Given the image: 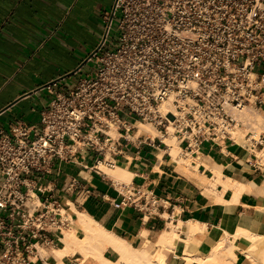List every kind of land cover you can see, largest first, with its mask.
<instances>
[{
    "label": "built area",
    "instance_id": "2783aa9c",
    "mask_svg": "<svg viewBox=\"0 0 264 264\" xmlns=\"http://www.w3.org/2000/svg\"><path fill=\"white\" fill-rule=\"evenodd\" d=\"M102 23L85 60L91 70L66 91L56 81L44 85L52 97L36 126L19 120L0 129V264H46L39 249L56 248L72 227L67 200L40 183L58 175L61 161L90 152L96 172L133 142L170 158L160 136L133 138L135 120L171 132L184 154L236 143V131L249 150L264 137V130L252 136L247 118L264 113V0H113ZM62 189L74 202L89 194L74 177ZM120 189L115 208L155 214L151 189Z\"/></svg>",
    "mask_w": 264,
    "mask_h": 264
},
{
    "label": "crops",
    "instance_id": "0c3cea01",
    "mask_svg": "<svg viewBox=\"0 0 264 264\" xmlns=\"http://www.w3.org/2000/svg\"><path fill=\"white\" fill-rule=\"evenodd\" d=\"M112 3L113 0H0V129H8L19 120L36 126L39 111L48 106L52 97L44 85L56 81L66 91L77 77L91 70L85 60L101 40L102 16ZM262 138L254 149L264 157ZM254 149L228 142L201 146L198 153L221 166L223 180L231 181L225 189L220 184L212 191L206 189L197 182L193 170L188 173L175 165L161 147L154 149L136 142L128 143L115 166L108 167L118 165L130 172L128 183L100 169L95 172L90 152L77 154L72 161H61L58 175H49L40 183L48 185L50 195L67 200V210L72 202L76 211L85 212L132 247L151 254L164 251L175 264L185 246L206 255L225 234L232 236L240 230L264 236V163ZM198 171L211 175V170L202 164ZM71 177L89 191L78 202L62 189ZM121 184L151 189L159 199L155 214L143 216L131 207L115 208L113 203L121 199ZM188 225H197L198 229L189 235ZM171 229V244H161L160 236ZM232 245L233 264L253 263L244 253L246 235L239 234ZM56 249H39L46 264L57 263ZM102 255L114 259L108 248ZM68 261L69 257L64 259L65 264ZM217 263L221 264H213ZM81 264L101 263L87 258Z\"/></svg>",
    "mask_w": 264,
    "mask_h": 264
},
{
    "label": "bare ground",
    "instance_id": "6f19581e",
    "mask_svg": "<svg viewBox=\"0 0 264 264\" xmlns=\"http://www.w3.org/2000/svg\"><path fill=\"white\" fill-rule=\"evenodd\" d=\"M161 108L165 110L168 120L172 121L173 114L169 110L170 108H167V104L161 105ZM247 118L250 119V123L253 128L252 136L254 137L259 134L258 132L260 130L258 131V128H262L263 130L264 123H262L261 117L259 118V116L256 115L252 117L248 114ZM135 125L138 127V131L135 133L133 138L141 133H145L151 138L160 136L162 141L167 143L166 144L164 142L167 146L166 151L170 156V161L175 163V165L177 164L180 166V164H186L188 167H191L194 172V176L197 175V177H199H195L198 180L196 181L206 189H211L210 191H212V189L219 184L222 185L223 189H225L230 185V180L228 178L223 180L224 175L221 166L213 164L208 158L202 156L198 152L193 151L181 156L182 150L179 148L177 140L171 132L161 135V133L158 132L154 126L139 120H135ZM233 134L234 137H236V143L244 144L246 142L242 131H236ZM256 155L257 158L261 159L264 163L262 153L257 151ZM200 164L211 170L210 176L203 175V170L202 172L198 171V166ZM113 165L115 166V164ZM98 167V169L104 171V173L112 178L119 179L124 183L129 182L130 172H127L118 165H116L114 169H109L104 164H99ZM71 210H74V226L70 228V230L67 229L63 232V235L60 238V247L58 246L57 249L53 248L56 249L54 251L55 258L57 259L56 264H65L64 259L67 257H74L76 259L75 261L77 263L73 264H81L87 258L96 259L101 264H167L163 254H160L157 258H152L149 252L132 247L130 243H127L120 237L115 236L112 232L105 230L98 222L85 212L76 211L75 208H73L72 203ZM197 229V225H190L187 230L190 233L189 235H192V233ZM173 230L174 229H171L170 232L162 233V236H160L161 240L159 242L166 246L170 245L172 237L174 236ZM239 234L246 235L247 245L244 249V253L247 258L254 264H264V236L249 234L240 230L232 236L225 234V236L219 239L217 244L206 255H199L185 246L182 255L184 259L183 264H213L214 262H219L221 264H233L234 255L232 252V240L238 237ZM226 240H228V245H225ZM107 248L114 253V259L109 260L103 257L102 252ZM42 254L44 255V252H42Z\"/></svg>",
    "mask_w": 264,
    "mask_h": 264
},
{
    "label": "rangeland",
    "instance_id": "374dc122",
    "mask_svg": "<svg viewBox=\"0 0 264 264\" xmlns=\"http://www.w3.org/2000/svg\"><path fill=\"white\" fill-rule=\"evenodd\" d=\"M115 36H116V35L114 34V32H113V30H112V31L110 32V38L115 39ZM262 116H264V113L262 114ZM262 116H261V117H262ZM259 118H260V116H259ZM262 118H263V117H262ZM262 118H261V119H262ZM261 119H260V120H261ZM262 123H263V122H262ZM148 126H149V125H148ZM259 130H260V131H259ZM263 130H264V128H263ZM263 130H262V128H261V129L258 128V131H259V132H261V131H263ZM258 131H257V132H258ZM259 132H258V133H259ZM254 137L257 138V135L254 136ZM254 151H255V149H254ZM182 155H184V153H181V156H182ZM178 166H179V165H178ZM180 167H184V170H185L186 172H188V173H190V171L192 170V168H191V167H188L186 164H180ZM185 167L188 168V169H185ZM196 176H197V175H196ZM68 213H69V214H72V215L74 216V210H71V208L68 210ZM73 219H74V217H73ZM73 226H74V223L72 224V227H73ZM72 227H70V228H72ZM70 228H69L68 230H70ZM163 247H165V246H163ZM163 247H162V249H164ZM149 253H150V252H149ZM150 254H151V253H150ZM160 254H163V255H164V259H165V261H166L167 264H173V263L170 261V259L167 257V255H165L164 251L156 252V253L154 252V254H151V256H152V258H157ZM69 258H70L71 261H68L66 264L77 263V262L75 261L76 259H75L74 257H69ZM94 260H96V259H94ZM97 261H98V260H97ZM183 262H184V259H183V256H181L180 259H177V260H176V263H175V264H183Z\"/></svg>",
    "mask_w": 264,
    "mask_h": 264
}]
</instances>
